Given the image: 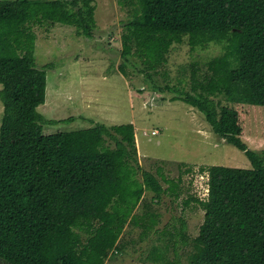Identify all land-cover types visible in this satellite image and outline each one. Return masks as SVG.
Listing matches in <instances>:
<instances>
[{
  "label": "trees",
  "instance_id": "16d2710c",
  "mask_svg": "<svg viewBox=\"0 0 264 264\" xmlns=\"http://www.w3.org/2000/svg\"><path fill=\"white\" fill-rule=\"evenodd\" d=\"M117 1L130 16L120 36L123 76L141 65L139 73L152 81L174 45L221 47L203 73L190 65L188 90L152 87L200 112L212 133L251 165L201 167L207 194L184 205L197 203L203 221L187 241L180 220L178 236L191 248L187 264H264V150L251 151L241 140L235 110L264 107V0ZM94 10L89 0H0V264H104L122 249L118 240L144 191L157 200L166 193L179 198L177 183L165 180L164 189L138 165L132 124L42 134L44 123H57L36 111L53 65L36 68L30 26L66 25L91 38ZM144 217L148 231L157 216ZM148 259L154 264L158 256ZM169 264H182L176 252Z\"/></svg>",
  "mask_w": 264,
  "mask_h": 264
},
{
  "label": "rangeland",
  "instance_id": "374dc122",
  "mask_svg": "<svg viewBox=\"0 0 264 264\" xmlns=\"http://www.w3.org/2000/svg\"><path fill=\"white\" fill-rule=\"evenodd\" d=\"M89 1L95 9L96 25L91 38L76 36L75 29L66 25L56 24L52 30L45 25L30 26L36 37V68L53 65V69L45 70V100L36 111L45 121L57 123H44L42 134L79 131L97 123L132 124L138 165L153 174L164 189L168 187L165 180L177 183L175 192L179 198L166 193L157 200L151 192L144 191L118 240L122 249L113 251L104 264H152L148 258L156 256L154 264H169L175 252L181 263L187 264L191 248L189 243L182 246L178 229L183 220L190 241L202 224L201 207L195 202L184 205L191 197L201 200L200 196L207 194L206 178L199 169H250L251 165L241 151L212 133L200 112L180 101L169 102L176 94L159 93L152 87L179 84L188 90L190 65L203 73L206 63L223 51L214 44L194 50L186 43L174 45L167 64L152 81L139 73L141 65L125 68L123 76L119 71L120 36L123 24L130 18L128 8L117 0ZM236 109L240 114L241 140L251 151L264 150V107L237 105ZM2 112L0 102V125ZM68 118L74 119L67 123L64 120ZM152 132L157 135L151 136ZM135 180L142 183L140 173ZM147 213L157 216L148 231L143 228Z\"/></svg>",
  "mask_w": 264,
  "mask_h": 264
},
{
  "label": "built area",
  "instance_id": "2783aa9c",
  "mask_svg": "<svg viewBox=\"0 0 264 264\" xmlns=\"http://www.w3.org/2000/svg\"><path fill=\"white\" fill-rule=\"evenodd\" d=\"M156 135H157L156 132H152V133H151V136H156Z\"/></svg>",
  "mask_w": 264,
  "mask_h": 264
}]
</instances>
